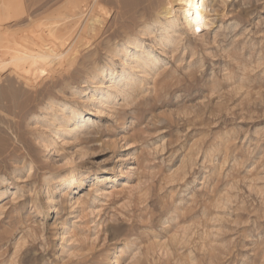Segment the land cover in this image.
Masks as SVG:
<instances>
[{"label":"rangeland","instance_id":"374dc122","mask_svg":"<svg viewBox=\"0 0 264 264\" xmlns=\"http://www.w3.org/2000/svg\"><path fill=\"white\" fill-rule=\"evenodd\" d=\"M14 1L0 36L68 43L0 72V264H264V0L194 34L171 0Z\"/></svg>","mask_w":264,"mask_h":264},{"label":"bare ground","instance_id":"6f19581e","mask_svg":"<svg viewBox=\"0 0 264 264\" xmlns=\"http://www.w3.org/2000/svg\"><path fill=\"white\" fill-rule=\"evenodd\" d=\"M77 1H80V0H77ZM77 1L72 2L73 4L71 3L72 4L71 10H73V8L74 9L79 8V10L73 11L74 15H77L79 13H85L86 11L92 9L96 3L97 4L99 3L98 2L99 0H93L94 3H88L86 5L84 4L85 7L82 8L81 7L82 2L80 3L81 4L80 5V4H78ZM88 1H91V0H88ZM210 1H212V0H171L172 3L178 5V17L183 21V23L186 26H188L187 28H189V30L192 34L202 32L203 30L207 29L211 25V23L214 21L213 20L211 22V18H210L211 11H212V9L210 11V8H211L210 7L211 6ZM19 3H17V1H14V0L0 1V23H2L3 21H5L9 18L11 19V18L16 16V13L18 12V9H19ZM71 6H69V7H71ZM97 7L98 6H96L95 8H97ZM76 11L78 13H76ZM92 11H93V9L90 11V13ZM95 11L96 10H94V12ZM18 13H20V12H18ZM90 13L87 15H91ZM166 16L170 17V15H166ZM83 17H84V15H83ZM174 24H175V20L172 18V19H168L165 22H160L159 26L157 25L158 26L157 28H158V31H160V33H170ZM50 27H52V26H50ZM56 29L54 27L51 30H55V33H56ZM49 33H50L49 37L47 36L48 38H45L46 35H45V37L43 36L44 38H42V42L38 40L40 42L39 44H37L36 41L35 42L29 41L28 39H30V38L27 39V37H25L24 40H22L23 39L22 37L18 38L17 35L16 36L14 35V33L13 34H11V33L2 34L0 36V72H2L4 74L6 72L15 73L18 76H20L21 78L23 77L26 80L28 79L30 81V78L32 76H34L38 73L45 72L46 70H49L51 67L50 63L51 62L53 63L54 59H58V60L60 59L61 60V58H63L62 56L64 55L63 54L64 52H61V51L57 52L58 51L56 49L57 45L58 44L61 45V43L65 45V43L67 42L66 40H64V41H66L64 43L62 40L64 38H62L61 39L62 42L57 43L56 42L57 40L54 39L55 33H53L50 30H49ZM146 34H149V29L147 30ZM57 38H58V36H57ZM58 40H59V38H58ZM133 44L138 45V42H136V40L130 41V46H132ZM32 45H33V47H31ZM72 46L73 45H71L70 47H72ZM58 47H60V46H58ZM73 47H75V45ZM150 55L151 54H150L149 50H145V49L142 50L140 54L135 56V58H134L135 63L132 65V67H130L128 70L126 68L117 77H112L113 79H112V83L110 85V88L114 89V90L117 89V90L121 91L120 85H122V84L124 85L125 83H128L129 82L128 80L130 79L132 72L139 70V67L143 63H146L149 59H151V58H149ZM113 70H116V69L113 68ZM116 72H117V70H116ZM104 73H105V69L99 70L98 76H103ZM38 77H40V76L38 75ZM38 77H37V79H38ZM34 78H35V76H34ZM4 94H6V93H4ZM6 95H8V94H6ZM70 121H71V119H70ZM89 122H91V121L87 120L86 116L81 114V115L75 117V119H73L71 121V124L68 126V128L70 130H79L83 126H87L89 124ZM128 185L129 184L126 181H123V186L120 188L116 185H112L110 193L111 192L116 193L118 191H122V189L126 186L128 187ZM107 190L108 189H104V192H107Z\"/></svg>","mask_w":264,"mask_h":264}]
</instances>
